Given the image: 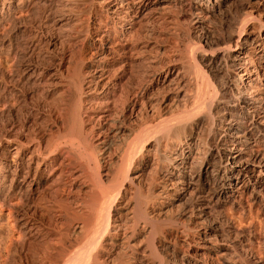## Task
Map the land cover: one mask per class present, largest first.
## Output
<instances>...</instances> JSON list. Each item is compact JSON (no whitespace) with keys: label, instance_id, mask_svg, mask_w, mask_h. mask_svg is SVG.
Segmentation results:
<instances>
[{"label":"bare ground","instance_id":"6f19581e","mask_svg":"<svg viewBox=\"0 0 264 264\" xmlns=\"http://www.w3.org/2000/svg\"><path fill=\"white\" fill-rule=\"evenodd\" d=\"M47 2L54 4L58 10L63 12L57 18L59 24L70 27V29L72 27L74 31L73 37L70 35V38H75L74 42L71 43L74 52H71L73 55H68L67 60L71 64L69 65L71 73H67L65 77L68 82L63 84V78L65 77L61 73L58 78L52 80L53 75L46 72L40 65L27 63L21 73H17V76L15 74V77H13L16 78V82L24 80V85L28 84L34 88L32 92L38 100L42 99L47 114L43 116L44 126L37 137L26 135L23 126L10 125L11 127L6 130L12 134V138L6 137L5 142L7 145H2L0 140V165H4L9 156H12L15 164L6 191L4 190V182L7 177L2 173L4 167H0V200L2 205L9 210L8 216L12 217L17 232L20 233L24 230L23 235H19L17 238L12 236L9 238V245L5 248V255L3 259L1 258L2 260L0 259V264H23L20 254L37 253L36 249L32 247V241L38 239V242L41 240L43 245L38 251V257L32 253L37 257V260L32 264H107V255L106 257L104 255L99 257L98 249L101 245L100 238H103L101 236L104 234L107 237L108 235L107 223L110 218L109 209L112 206L109 202L114 203L112 201L115 194L112 193V196H108L110 192L106 193L105 189L103 188V190L100 187V181L88 183L89 170L87 168L89 164L76 160L74 158L75 152L83 148V150L91 151L90 157L93 158L92 155H94L95 149L100 147L99 149L107 152L108 155L111 151V141H113L110 136L113 137L122 133L123 121L127 116H134L136 121L133 128H130L129 137H126L125 140L122 139L120 143L121 152H118L119 154L112 159L115 167L112 168L111 179L116 180L122 175L125 162L130 164L131 167L133 152H136L138 147L141 149L142 146L140 145L142 142V145H144L143 140L145 138L150 139L148 137L160 133L157 135H161L168 141L176 121L170 124L171 121L163 117L164 115L161 112L167 110L176 100L182 102L185 108L197 105L198 95L200 94L197 92L201 89H195L197 91L194 92L197 96L193 97V93L192 96L191 81L189 83V78L187 82L184 80L188 69L187 57L177 46L165 47L160 45L161 48H155L156 50L149 48L152 41H157L159 44L157 39H159V36L161 38L165 32L164 27L168 21L166 12L171 3L174 2L173 0H47ZM30 3L32 4V0ZM30 3L29 5L22 4L23 12L29 11ZM14 5V0H0V30H3L5 24L9 23L10 18L7 15V9L12 8ZM246 7L248 17L257 20L258 27L247 28L241 39L240 36L236 38L238 50L232 59V67L238 79L231 81L230 91L235 96L234 104L231 107L242 110L246 117L251 116V121L245 127L247 131H250L254 128L255 123L261 124L264 122V0H251ZM57 9L55 10L57 11ZM193 9L197 11L195 14L209 12L202 3H195ZM59 12L57 11V13ZM165 35H168V33L166 32ZM161 39L159 40L161 41ZM64 40L66 39L64 38ZM86 42L87 62L84 61L85 56L83 58L85 52L83 49ZM18 47V45L11 46L8 54V58L14 61L13 63L16 65H19L24 59L29 60L39 55L35 44L29 42V40L22 46V49L26 47L23 51H20ZM135 60H141V64L143 61L144 67L142 65L138 66L140 68L136 70L133 64L136 62ZM100 84H102L101 87ZM99 87L101 90L99 89L98 92ZM59 88L66 90L62 91ZM84 90L86 95L83 98L82 92ZM3 91H7V97H11L15 100L14 103H18L15 92L11 89L8 90L7 86L3 88ZM97 95L100 97L97 98ZM202 100L204 101V99ZM28 115L33 116L34 119L32 120L35 122L41 116L38 112H33V114L29 112ZM178 115L180 116V113ZM181 115L183 116V114ZM52 117H54V120ZM143 118L144 122L141 123ZM58 121H61L62 125L64 122L65 125L67 124L62 134L60 131L65 125L60 127ZM174 129L176 128L174 127ZM2 135L0 134V139L3 138ZM20 136H24V140ZM204 136L200 137L203 139ZM156 138L159 140L158 137ZM160 140L163 139L160 138ZM138 143L139 145H137ZM152 143H154V140ZM189 144L180 140L177 144L171 146L170 155H167L166 152L169 168L165 169L166 174L164 177L162 176L159 193L168 190L182 193L184 191L188 192L194 187L200 188L199 179L204 171H208L210 175L207 176V181L204 184L208 187L213 186L210 188L213 196H224L226 202H232V204L243 200V202L250 203L251 206L256 205L258 207L264 203V199L259 192L264 189V157L255 156L241 159L239 151L236 149L230 151L225 156L229 161L230 175L221 177L216 183L213 178L220 171L219 163L205 161L200 169L197 168L198 172L189 169L190 164L194 161L198 162L196 159L199 157L198 154V157L196 155L189 157L191 151ZM159 147H161V144ZM189 159L190 161H188ZM93 161L97 166L98 160L96 161V158H93ZM88 163H90V160ZM33 164H35L34 168ZM209 165L212 166L211 170L208 169ZM108 174L106 173L105 176ZM98 176L100 175L98 174ZM125 176L127 177V175ZM136 177L138 178L139 175H136ZM106 181L110 183L108 180ZM113 187L117 186L113 184ZM152 188L154 189V187ZM109 189L111 188L107 190ZM248 190L251 192L245 196ZM13 201L17 202L13 203ZM18 205L23 208V213L19 216H17ZM26 208H32V211H34L29 213ZM120 213L122 214V212ZM118 216L114 215L113 219L111 218L112 227L116 228V232H113L115 233V239L110 238V240L117 242L116 246L121 251H124V246H127V250H129V246H136L133 235L137 231L134 232L133 230V234H126L127 231L125 230L123 231L126 233L123 232L120 227L123 226L124 229L125 224L120 223ZM103 222L106 223V226L101 230ZM148 223V221L145 222V224ZM121 224L124 225L121 226ZM64 227L66 229L63 231L62 228ZM140 228L142 229V226ZM148 228L150 227L148 226ZM32 229H34V232L30 234ZM27 233L32 236L33 240L25 237ZM109 233H111V230ZM35 244L33 246L36 248ZM131 247L130 249H133ZM212 249L213 245L209 241L200 246L202 251H211ZM125 255L126 253H124ZM52 256L54 257L52 258ZM134 258L129 264H142ZM108 260L110 261V259Z\"/></svg>","mask_w":264,"mask_h":264},{"label":"rangeland","instance_id":"374dc122","mask_svg":"<svg viewBox=\"0 0 264 264\" xmlns=\"http://www.w3.org/2000/svg\"><path fill=\"white\" fill-rule=\"evenodd\" d=\"M173 1L175 4L171 3L172 7L170 5L166 12L168 21L166 23L167 25L165 24V32L161 36L162 39L159 36L161 41L157 39L159 44L157 41H152L149 44V48H151V50H156L157 48L160 49L161 46H177L178 49L182 50L186 54L188 61V69L184 80L187 82L189 78V83L191 81L190 89L191 94H194V96L192 94L193 97H195V95L197 96L195 93L197 90L195 91V89H201L197 93H200L201 96L204 94V96L201 98L200 94L198 95L199 101L195 106L193 105L185 108L182 102L176 100L179 103L175 101L167 110L161 112L164 115L163 117L171 121L170 124L176 121L174 123L176 129L173 127L169 136L170 140L168 139V141L166 138L161 137V135H157L160 133H156V135H153V137L155 136L154 138L152 136V138L148 137L150 139L145 138L143 140L144 145H142L143 142H139L142 147H140L141 149L138 147L136 152H133L131 167L130 164H126V162L123 165L122 175L126 173L125 175H127V177L125 175H120L116 180L111 179V172L115 167L112 159L121 152L120 143L122 139L125 140L129 137L130 128H133L136 121L134 116H127L123 121V132L113 136L117 140L110 136L113 140L111 141L110 155H107V152L101 151L99 149L100 147L95 149L92 157L94 159L96 158V161L98 160L99 163L97 162V166H95L93 158L90 157L91 151L80 148V150L78 149L75 152L74 158L76 160L82 163L85 162L84 164H89L87 168L89 170L88 183L100 181V187L102 189L104 188L105 190H103L106 193L110 192L108 196H112V193L115 194V201L114 199L112 201L114 203L109 202L112 206L109 209L110 218L107 223L108 235L106 237V235L103 234V236H101L100 234L103 238H100L102 246L100 245L98 249V256L102 257L104 255V257H106L107 255V264H129L134 257H136L134 260H139L138 263L142 264H264V203L260 204L258 207L256 205L251 206L250 203L243 202V200L232 204V202H226L227 200L224 196H213L210 189L213 186L210 185L208 187L204 184L205 181H207V176L210 175L208 171H204L205 174L203 172V175H201L199 179L198 184L201 185L200 188L194 187L188 192L184 191L182 193L174 190H168L164 193L160 192L161 194L159 193L160 182L165 176L166 170L169 168L167 155L171 153V146H174V144H177L180 140L185 141L186 144L190 143L189 147L191 151L189 157L193 155L197 156V154L199 155V157L197 156L198 159H196L198 162L194 161L191 163L192 165L190 164L191 167L189 166V169H192L191 171L195 170V172H198L197 168L200 169L205 161L220 164V171L213 178L216 183L221 177L230 175L229 161L225 158L230 151H235V149L239 151L241 153V159H248L249 157L255 156L264 157V122L261 124L255 123L254 128L247 131L245 127L247 123L251 121V116L249 115L246 117L242 110H236V108L234 109L231 107L234 104L233 101L235 96H233V92L230 91V83L238 79L232 67V59L237 54L238 50L236 38L240 36L241 39L247 28L258 27L257 20L250 19L247 14L246 6L251 0H233L234 2L232 0ZM14 2L17 6L14 5L12 8L7 9V15H9L8 17L11 22L9 21L10 24H5V30H0V134H3V138L0 140L2 145H7L5 139L12 135L7 130L15 125L16 127L23 126L26 135L29 134L31 137H37L44 126L43 116L47 114L42 99L38 100V98L34 96L32 92L34 88L28 84L24 85V80L22 82H16V78L13 77L17 76V73H21V70L27 63L40 65L46 72L53 75V78H51L52 80L58 78L60 73L65 77L67 73H71V71H69V69L71 70L69 66L71 64H69L67 60L70 56L69 54L74 52L71 43L74 42L75 38H70V35L73 37L74 31L72 27L70 29V27L59 24V19L57 18L61 16L63 12L58 10L54 4L47 2V0H32V4L30 3L31 0H14ZM29 3V11L23 12L22 4L29 5ZM195 3H202L209 12L195 14L197 13V11L193 9ZM55 9L60 12L57 13ZM64 27L69 28L66 29L69 31H66ZM166 32L168 35H165ZM82 37L80 38L81 40L83 39ZM64 38L66 40H64ZM28 40L35 44L36 50L39 51V55L30 58V61L24 59L19 65H16L13 63L14 61L8 58L9 50L11 46L15 47L18 45L19 50L23 51L26 47L22 49V46ZM67 41L70 42L68 43ZM84 49L83 51L86 53H83V58L85 56L84 61L87 62V42L85 43ZM135 61L137 63L134 62L133 64L136 70L140 68L138 66L142 65V67H144L143 61L142 64L141 60ZM63 81V84H66L68 79L65 77ZM195 85L198 87L196 86V88ZM6 86L8 90L11 89L16 93L18 99V103L16 102L17 104L13 102L15 100L11 97H7V91L2 92L3 88ZM101 86L102 84H100V87ZM100 87L97 90L98 92L101 90ZM59 89L62 91L66 90L64 88ZM97 91L96 93H98ZM85 92V90L82 92L83 98L86 95ZM98 95L97 98L100 97ZM202 99H204V101ZM18 106L20 107L17 108ZM177 106L179 107L177 108ZM181 108H183L182 112ZM29 112L32 114L33 112H38L41 116L37 118L35 122L32 120L34 117L28 115ZM193 112L194 114H192ZM179 113L181 117L178 115ZM181 114H183V116ZM171 115L174 116L172 117ZM53 118L54 117H52V119ZM143 122L144 118L141 120V123ZM58 123L60 127L65 125V122L63 125L61 121H58ZM190 123L192 124L190 125ZM66 127L67 124L61 129V134L64 133ZM179 128L181 132H179ZM55 131L54 129V132ZM124 133H128V136ZM200 136H204L205 138L203 137L202 139ZM156 137H158L159 140H157ZM20 138L24 140V136H20ZM160 138L163 140H160ZM198 139L200 140L197 141ZM153 140L154 143H152ZM139 143L137 145H139ZM160 144L162 148L159 147ZM137 150L141 151L139 152ZM200 157L201 159H199ZM202 157L204 158L202 159ZM7 160L8 161L5 162L4 165H0V167H4L2 173L7 177L4 182L5 191L8 189L10 178H12L11 175L15 168L12 156H9ZM89 160L90 163H88ZM188 161H190V159ZM34 166L35 164H33V168ZM208 167V169L211 170L212 166L209 165ZM105 172L110 175L108 174L105 176ZM98 174L100 176H98ZM136 175H139V177L137 178ZM104 176L105 178L107 177L106 180L110 183L103 178ZM134 176L135 178H133ZM113 184L117 187H113ZM152 187H154V189ZM108 188L111 189L107 190ZM97 189L100 190L99 188ZM250 192L251 191L248 190L245 196L249 195ZM259 192L260 196L264 199V189ZM16 202L17 201H13V203ZM241 202L242 204H240ZM18 206L17 216L23 213V208L20 207V205ZM27 210L29 213L34 211H32V208ZM8 212L9 210L6 206L2 205L0 200V259H3L5 255V248L9 245V238L11 236L17 238L19 235H23L22 232H24V230L20 233L17 232V228L12 221V217H10V215L8 216ZM120 212H122V214ZM114 215H119L118 219L120 223L126 225L125 227L124 224H121V226L124 225V229L123 226L120 227V229L122 231H127V233L125 231L123 232L126 234H133L137 231L133 235V239L136 240V246H129V250H127V246L123 245L124 251L126 252L123 250L122 252L121 249L116 246L117 242L110 240V238L115 237V233L113 232H116V228L114 229L112 227ZM147 221L149 225L145 224ZM128 225L129 227L130 225L132 226L129 228ZM102 226L101 230L105 228L106 223L103 222ZM148 226L150 228H148ZM64 229L66 228H62L63 231ZM140 229L141 231H139ZM110 230L111 233H109ZM33 232L34 229L31 230V233L29 231L30 234ZM29 233L25 234V237L31 239L32 236H30ZM31 240H33V238ZM38 240L32 241L34 244L36 243V248L32 243L33 249H36L37 252H32L34 255H39L38 251L41 245H43L42 241L40 240L38 242ZM208 241L213 245V249L211 251L200 250L201 244L207 243ZM139 242L141 243L138 244ZM130 247L134 250L130 249ZM116 251L118 254H116ZM32 253L30 252L27 255L26 253L23 255L22 253L20 254L23 264H32L37 260L38 255L35 257L36 255L34 256ZM124 253H126L127 256H124ZM53 257L54 256H52V258ZM108 259H110V261Z\"/></svg>","mask_w":264,"mask_h":264}]
</instances>
